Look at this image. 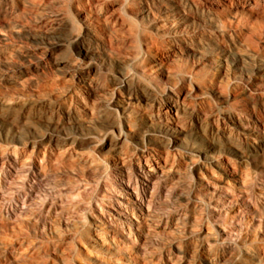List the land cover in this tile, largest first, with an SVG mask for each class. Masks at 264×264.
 I'll use <instances>...</instances> for the list:
<instances>
[{"label": "rangeland", "instance_id": "rangeland-1", "mask_svg": "<svg viewBox=\"0 0 264 264\" xmlns=\"http://www.w3.org/2000/svg\"><path fill=\"white\" fill-rule=\"evenodd\" d=\"M150 1L0 0V264H264V81L238 61L264 53V0L240 21L213 0ZM121 73L140 96L127 113ZM191 145L217 166L193 170Z\"/></svg>", "mask_w": 264, "mask_h": 264}, {"label": "bare ground", "instance_id": "bare-ground-1", "mask_svg": "<svg viewBox=\"0 0 264 264\" xmlns=\"http://www.w3.org/2000/svg\"><path fill=\"white\" fill-rule=\"evenodd\" d=\"M168 0H151L150 2H152V5L153 6H155V7H157V8H163V9H165V10H167V11H170V13H173L174 14V6L173 5H170V3H168L167 2ZM210 1V0H209ZM208 1V2H209ZM214 2H213V5H219V6H221V7H223V8H225V10H227L228 11V14L230 15V17H231V20H235V21H240V19H241V14H242V12H244L245 10H247V9H253V7H254V2H252L251 0H213ZM178 8V7H177ZM255 8V7H254ZM256 9V8H255ZM255 9H253V10H255ZM162 11V10H161ZM184 11V10H183ZM252 11V10H251ZM253 12V11H252ZM254 13H256L255 11H254ZM227 14V13H226ZM225 14V15H226ZM255 15V18L257 17L256 16V14H254ZM252 16V15H251ZM219 19V21H220V18H218ZM222 19H223V15H222ZM221 19V20H222ZM122 23V22H121ZM104 24V23H103ZM111 25V24H110ZM110 25H108V26H110ZM102 27V26H101ZM123 28V25H121L120 24V29H122ZM133 28V27H132ZM17 29V28H16ZM29 29V28H28ZM19 30V29H18ZM233 30V29H232ZM246 30V29H245ZM91 36H93V37H97L98 38V36L96 35V33L94 32V31H91V30H89V29H87L86 30ZM130 31V30H129ZM247 31V30H246ZM230 32V31H229ZM98 34V33H97ZM251 34V33H250ZM249 34V35H250ZM252 35V34H251ZM100 36V35H99ZM242 36H244L243 34H242ZM101 37H103V36H101ZM128 37L129 38H131L132 37V34H128ZM128 37L126 38V37H122V38H125V40L126 39H128ZM55 38L56 39H58L59 41H60V37H58V36H56L55 35ZM244 38V37H243ZM247 38L249 39V41L250 42H252L253 41V39L250 37V36H247ZM255 38L257 39V40H261L262 41V43H264V34H262V35H260V34H255ZM31 39L32 40H35V37H31ZM100 39H102V38H100ZM36 41V40H35ZM74 41V40H73ZM128 41V40H127ZM106 42V41H105ZM111 42V41H110ZM124 42V41H123ZM126 42V41H125ZM129 42V41H128ZM103 43V42H102ZM100 44V43H99ZM107 44V43H106ZM110 44V43H109ZM127 44V43H126ZM112 44H110L109 45V47L111 46ZM101 46H103V44L101 45ZM101 46H99V45H97L95 48H93L92 50H91V55H90V57H88V56H86L85 54H84V51H81V53L90 61V58L93 56H95V54L96 55H99L102 51H103V49H102V47ZM106 46V45H105ZM60 47V46H59ZM107 49V48H106ZM235 55V54H234ZM240 55V54H239ZM239 62H240V65H241V68H242V73H243V75L248 79V80H250V79H252V78H254V79H256L257 81H259V82H262V81H264V53H263V55L259 58V59H257V60H254L253 59V57L252 56H239V60H238ZM253 64H252V63ZM159 64V63H158ZM72 66L73 65H75L74 63H72L71 64ZM235 79V78H234ZM117 82V89L118 90H122V89H124V88H127V93H125V94H118V99H116V101L115 102H113V105H114V107L115 108H117V109H121L123 112H128L129 111V109L134 105V103L136 102V101H138V99H139V95H138V92H137V90L135 89V88H131V87H129V78H128V76L127 75H124V74H120V76H119V78H118V80H116ZM244 81V80H243ZM256 81V82H257ZM235 84H236V82H235ZM255 84V83H254ZM248 86V85H247ZM258 92H259V90H258ZM262 92V91H261ZM255 94V93H254ZM263 94V93H262ZM256 95V94H255ZM258 95V94H257ZM261 95V94H260ZM81 100V102H82V104L84 105L85 104V99L84 98H82V99H80ZM169 100H171V97H170V99ZM170 102H172V101H170ZM232 103V102H231ZM169 105H170V110L172 111V112H174L175 111V108H174V106H173V104L171 103H169ZM117 109H114V112H118L117 111ZM245 111V110H244ZM245 114V113H244ZM242 115V114H241ZM233 116V115H232ZM232 116H230L229 117V122L231 123V124H233V125H239V126H244V121H247V118H249V117H246V116H244V117H242V118H240L239 117V115H237V116H234V117H232ZM122 118V117H121ZM149 119V118H148ZM150 120V119H149ZM56 122V121H55ZM58 122V121H57ZM56 122V123H57ZM255 122V121H254ZM65 123V122H64ZM68 124H73L74 125V122H71V121H69V122H67ZM245 124H248L249 125V122L247 121V122H245ZM72 125V126H73ZM252 126H254V127H256V123H254ZM33 127V126H32ZM253 127V128H254ZM259 127V126H258ZM72 128H77V127H72ZM261 128V127H260ZM31 129H34V128H31ZM93 129H95V128H93ZM258 130V129H257ZM55 132V131H54ZM120 132V131H119ZM173 132V131H172ZM262 132H264V131H262ZM144 134V133H143ZM258 134H259V132H258ZM258 134H255V135H258ZM149 135V134H148ZM261 135V134H260ZM82 136V135H81ZM144 136V135H143ZM262 136V135H261ZM148 137H150V136H148ZM153 137H155L154 135H153ZM1 138V137H0ZM143 138V137H142ZM180 139V138H179ZM178 138H175V140L174 141H170L168 144H166L165 145V147L168 149V148H173V147H175L176 145H178L179 143H180V140H179ZM156 140V139H155ZM264 141V140H263ZM11 142H15V143H19V144H22V145H26V144H28V146H30L31 148H32V150H35V152L37 153V154H40L41 152L39 151V148H38V145L35 143V142H27V141H22L21 140V138L18 136H16V137H13L12 138V141ZM65 143H68V145H70V146H73L74 145V139H72V137H70V136H68V135H66L65 134ZM12 144V143H11ZM194 144V143H193ZM150 145V147H151V150L152 151H150V152H148L147 153V156L145 157V159H144V162H142V161H140L141 159H139V160H137V168H138V172H139V174L141 175V176H143L144 178H146V179H148V180H151V179H153L154 178V175L153 174H150V173H148V171H146V168H148V167H152V161H158V154L156 153V152H158V150H157V146H156V144L153 142V143H150L149 144ZM106 146H108V145H106ZM110 146V145H109ZM195 146V145H194ZM260 146V145H259ZM259 146L257 145V144H253V146L251 147L252 148V150H253V152H257V150H259ZM104 147V146H103ZM189 147H191V149L193 148V146L191 145V146H189ZM236 147V146H235ZM107 148H109V147H107ZM226 148V147H225ZM103 149V148H102ZM110 149V148H109ZM111 150H112V147H111ZM104 151V150H103ZM113 151V150H112ZM175 151V150H174ZM193 151H195V153H197L198 155H197V159L199 160V162H197V163H194V164H192V169L193 170H195V171H201L202 170V168H205V167H207V166H209V167H211L210 165H215L216 164V161H214L213 160V158H212V156H211V154H210V152H206V151H204V150H202L201 148H199V147H197V148H193ZM240 152H241V150H239ZM239 151L238 150H229V152L231 153V154H233V155H235V156H237V157H239V158H241V155H240V153H239ZM14 153H15V151H13ZM252 152V151H251ZM13 153V154H14ZM214 153V152H213ZM42 154V158H47L48 156H49V153H47V152H42L41 153ZM220 156V155H219ZM40 157V156H39ZM15 159V158H14ZM13 159V161H15ZM138 159V158H137ZM49 160V159H48ZM228 162V161H227ZM220 164V163H219ZM41 166V165H40ZM215 166H217V165H215ZM231 166V165H230ZM181 167V166H180ZM130 168V167H129ZM122 169V168H121ZM132 169V168H131ZM176 169V168H175ZM179 169V168H178ZM206 169V168H205ZM120 171V170H119ZM223 171H224V173L227 175V176H229V177H231L232 179H236V177H238V175L239 174H235L236 172H228V170H227V168L225 167V168H223ZM126 173V172H125ZM128 173V172H127ZM171 174V173H170ZM188 176V175H187ZM240 176V175H239ZM128 177V176H127ZM133 177V176H132ZM37 178V177H36ZM137 178V177H136ZM135 178V179H136ZM38 179V178H37ZM42 179H45V178H43L42 177ZM128 179V178H127ZM239 179H240V177H239ZM46 180V179H45ZM137 181V180H136ZM128 182V181H127ZM42 183V182H41ZM109 183V182H108ZM133 183V182H132ZM43 184V183H42ZM134 187H135V185H134ZM136 187L137 188H135V190H134V194H133V197H134V199L135 200H133L132 201V205L131 206H133V208L135 209V208H137L139 211H141V205H143L142 204V199H141V197H140V193H139V190H138V185H136ZM139 202H138V201ZM254 200V199H253ZM134 209H131V213L130 214H132L133 216H135V210ZM12 211V210H11ZM91 211V210H90ZM12 212H14V211H12ZM142 214V213H141ZM144 214V213H143ZM95 216V215H94ZM135 219H136V217H135ZM251 257V256H250ZM254 257V256H253Z\"/></svg>", "mask_w": 264, "mask_h": 264}, {"label": "clouds", "instance_id": "clouds-1", "mask_svg": "<svg viewBox=\"0 0 264 264\" xmlns=\"http://www.w3.org/2000/svg\"><path fill=\"white\" fill-rule=\"evenodd\" d=\"M255 7V6H254ZM161 58H162V60H164V61H166L167 60V54H161ZM163 65H161V67H162Z\"/></svg>", "mask_w": 264, "mask_h": 264}]
</instances>
